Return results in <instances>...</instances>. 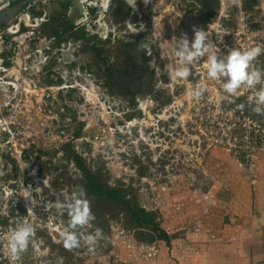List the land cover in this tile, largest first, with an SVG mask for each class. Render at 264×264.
Returning a JSON list of instances; mask_svg holds the SVG:
<instances>
[{"label":"rangeland","instance_id":"rangeland-1","mask_svg":"<svg viewBox=\"0 0 264 264\" xmlns=\"http://www.w3.org/2000/svg\"><path fill=\"white\" fill-rule=\"evenodd\" d=\"M84 1L97 5V14L102 0ZM245 1L215 0L205 22L195 0H135L134 14L125 0H114L101 23L116 25L110 14L123 8L129 52L109 47L105 30L86 18L77 25L90 34L80 43L39 41L33 30L4 38L22 17L24 28L36 27L33 18L47 13L38 2L1 30L0 264H11L8 238L22 222L36 226V233L17 264H168L170 246L157 230H131L120 209L87 196L95 219L77 232L99 228L103 238L93 251L83 243L71 251L63 247L70 218L56 204L81 189L79 164L152 213L173 247L202 226L210 242L220 243V227L230 224L227 207L235 196L248 200L250 187L264 182V127L243 111L251 102L264 121V105L255 102L264 85H242L229 97L226 78L209 79L206 68L212 53L221 59L231 49L260 46L252 63L264 71V0L251 11L243 10ZM194 28L206 31L214 47L182 65L173 49L182 36L191 45ZM184 66L188 78L173 82L170 73ZM119 71L137 82L121 79ZM200 88L203 95L195 100L191 94ZM240 98L243 105L236 103Z\"/></svg>","mask_w":264,"mask_h":264},{"label":"clouds","instance_id":"clouds-1","mask_svg":"<svg viewBox=\"0 0 264 264\" xmlns=\"http://www.w3.org/2000/svg\"><path fill=\"white\" fill-rule=\"evenodd\" d=\"M129 6L134 9L135 0H127ZM194 38L189 45L186 36L178 41L177 46L173 49L178 63L182 65L191 64L200 57L209 52L214 47L208 40V33L204 30L193 29ZM261 47L257 46L250 50L240 51L239 49H231L226 56L217 59V55L212 53L208 57L206 63L207 76L209 79L218 80L226 78L223 83V91L231 96L238 94L237 90L242 86L252 88L255 85H264V71L257 69L253 65V61L261 54ZM190 75V69L187 66L180 67L170 73L173 82L177 80H186ZM204 89L200 88L192 92V97L199 100L203 95ZM252 99L251 97L249 98ZM257 105H264V87L261 88L255 100ZM243 107L242 105L240 106ZM253 111L260 115L262 109L257 106ZM86 193L83 189L73 192L71 196L66 197L65 203H57L56 208L63 215L67 210L69 222L67 228L61 233L63 247L66 250L79 248L81 243L88 246L89 251H93L99 240L103 238V232L97 228L94 233L83 234L78 233L77 229L85 226L90 227V222L95 219L92 215L89 202L85 198ZM36 226L29 222L20 223L8 238L7 251L11 264H17L21 254L27 250L32 238L35 236Z\"/></svg>","mask_w":264,"mask_h":264},{"label":"crops","instance_id":"crops-1","mask_svg":"<svg viewBox=\"0 0 264 264\" xmlns=\"http://www.w3.org/2000/svg\"><path fill=\"white\" fill-rule=\"evenodd\" d=\"M84 4L85 1L81 0L77 3L78 8L80 6L84 8ZM104 8L100 9V12L104 11ZM100 12L97 11L98 17ZM79 13L78 18L85 14L83 9H79ZM97 22L99 29L104 28L107 32L106 23L104 21L101 23V20ZM96 25L93 24L95 27ZM250 188L252 190L249 191L248 200L240 202L239 197L235 196L233 207H227V213H231L232 217L231 215L228 217L229 226H224V229L220 227V241L217 240L220 243L210 242L205 231L207 227L203 226L196 228V232L186 235L189 239L174 247L170 236L165 240L160 239L170 246L168 264H264V182H257V185ZM186 246L192 249L190 251L189 248V252L184 253V250H187Z\"/></svg>","mask_w":264,"mask_h":264},{"label":"flooded vegetation","instance_id":"flooded-vegetation-1","mask_svg":"<svg viewBox=\"0 0 264 264\" xmlns=\"http://www.w3.org/2000/svg\"><path fill=\"white\" fill-rule=\"evenodd\" d=\"M23 0H14L12 2H10V6L13 5H17L18 3L22 2ZM52 1H57V6L54 7V4L52 3V8L54 7V13L51 17H49V13L47 11V18H46V24H44L41 28L39 29V33L38 36H36L35 34L34 39L36 40H41L42 38H45L46 42H51V43H58L60 46L62 45L63 42H66L68 40H72L73 43H80V41H83L80 39V36L84 35L86 36L87 34H90V31L86 30L83 32V30L85 28L83 27H79V25H77V23H80L84 18L87 19V22L90 25L92 24V21L97 24V20H102L100 19L103 15L100 14V17H98V13L93 15V10L94 8H96L97 5H94V7L92 8V5L90 4H86L85 8H78L77 3L81 2V0H52ZM41 3L43 5L45 4V0H32L30 4L33 3ZM114 2V0H102L101 4L98 6V10L100 12V9L102 8H106L107 4H109V7L113 8L114 4H112ZM115 3V2H114ZM128 6V8H132L129 6V4L127 2H125ZM29 4V5H30ZM29 5H26L24 8H27ZM50 6V5H49ZM50 6V7H51ZM104 8L103 14H105L106 9ZM79 9H83L85 14H82L81 17L78 18V16H80L79 14ZM68 10V12H67ZM111 10V9H110ZM72 11V12H71ZM132 14H134L136 12V10L132 9ZM84 16V17H83ZM113 17H111L110 14V19L109 22H111L113 19L114 21H116V25L110 24L108 27L107 32L105 33V41L106 44L111 47L113 50V47H116L120 50H123V48L127 49V51L129 52L130 50H132L131 47V41H127V35L125 33V28H129L127 30H130V26L125 25V19H126V14L123 11V8L121 9H116L113 14ZM120 21V22H119ZM130 25V24H129ZM83 26V25H82ZM127 26V27H125ZM134 26H139V24H134ZM67 39V40H66ZM85 39V38H84ZM61 42V43H60ZM84 44V42H82ZM80 45L77 46V48L79 49ZM95 54V59L99 58V53L98 52H93ZM127 55V54H126ZM125 55V57L127 58V56ZM110 57L106 55L105 58V62H107V65H113V63L111 62ZM126 60V59H125ZM126 62V61H125ZM109 69V73L112 74V69L109 66L107 67ZM114 73V71H113Z\"/></svg>","mask_w":264,"mask_h":264},{"label":"trees","instance_id":"trees-1","mask_svg":"<svg viewBox=\"0 0 264 264\" xmlns=\"http://www.w3.org/2000/svg\"><path fill=\"white\" fill-rule=\"evenodd\" d=\"M197 4L200 6L198 11V16L202 19V21L208 22L210 17L213 15V3L215 0H195ZM257 4V0H246L243 5L244 11H251L253 7ZM5 66L9 65V63L5 62ZM136 70V67H134ZM120 78L124 77L125 79H130V77L124 76V72L119 71ZM131 80H135L137 82V77H132ZM244 98H240L236 100V103L240 102L243 105ZM254 104L251 102L246 103L243 107V111L245 113V117H247L251 121H256L258 127L261 125L264 127V121L262 120V115L256 114L252 111V107ZM68 149V147H67ZM69 151H71L69 149ZM71 153V152H70ZM79 164V163H78ZM78 169L81 172V189L86 193L89 201H94L99 203H103L106 207H113L120 209L123 214L128 227L131 230L140 231L141 229L152 228L157 230L160 236H163L164 240L166 236L164 233L157 229L155 224L154 215L144 208H142L139 204L133 201H129L127 199V192L121 188H112L106 185L97 175L95 176L89 170H87L83 165L79 164ZM20 213L24 214L25 210L20 209Z\"/></svg>","mask_w":264,"mask_h":264},{"label":"water","instance_id":"water-1","mask_svg":"<svg viewBox=\"0 0 264 264\" xmlns=\"http://www.w3.org/2000/svg\"><path fill=\"white\" fill-rule=\"evenodd\" d=\"M12 1H14V0H0V32L6 25H8L13 20H15L21 13H23L24 10L26 9L24 7L26 5H29L32 0H23L22 2L18 3L17 5L10 6L9 3ZM58 1H60V0H58ZM52 2L54 4V7L57 6V1L56 2L52 1ZM45 6H46V9L49 13V17H51L55 11L54 7L52 8V6L50 7L49 5H45ZM28 7H31V4ZM100 14L103 15V10L100 12ZM23 22H24V18L22 17L21 19H19V24H18V30H19L18 33L19 34L22 32H26L28 30L39 31V29H42L41 27L44 24H46V23H41L39 26H36V27L24 28L26 26L24 25ZM80 23H83V20ZM18 33L5 34L4 38H11L12 36L18 35Z\"/></svg>","mask_w":264,"mask_h":264},{"label":"built area","instance_id":"built-area-1","mask_svg":"<svg viewBox=\"0 0 264 264\" xmlns=\"http://www.w3.org/2000/svg\"><path fill=\"white\" fill-rule=\"evenodd\" d=\"M46 16H47V14H46V12H44L41 17L33 18V22L35 23L36 26H37V24L45 23L46 18H47ZM26 18H28V16H26ZM30 26H32V25H30ZM12 28H14V30L8 29V33L15 34L18 32V25L14 26ZM0 40H2L1 36H0Z\"/></svg>","mask_w":264,"mask_h":264},{"label":"bare ground","instance_id":"bare-ground-1","mask_svg":"<svg viewBox=\"0 0 264 264\" xmlns=\"http://www.w3.org/2000/svg\"><path fill=\"white\" fill-rule=\"evenodd\" d=\"M126 2H127V0H125ZM148 2L150 1V0H147ZM128 3V2H127ZM129 4V3H128ZM26 17V16H25ZM31 27V26H30ZM104 29V28H103Z\"/></svg>","mask_w":264,"mask_h":264}]
</instances>
